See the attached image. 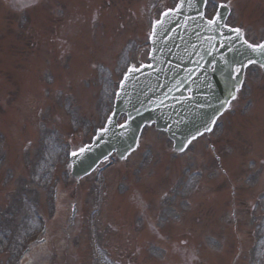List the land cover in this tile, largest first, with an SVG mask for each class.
<instances>
[{"label":"rangeland","instance_id":"374dc122","mask_svg":"<svg viewBox=\"0 0 264 264\" xmlns=\"http://www.w3.org/2000/svg\"><path fill=\"white\" fill-rule=\"evenodd\" d=\"M159 1L174 0H42L20 10L0 0V264H264L261 74L251 72L255 83L188 152L150 127L127 161L70 175V150L91 140L122 75L146 53ZM222 1H208L207 13ZM232 7L231 23L263 41L264 0ZM57 190L59 217L32 248L41 238L33 209L48 215ZM164 222L173 234L153 240Z\"/></svg>","mask_w":264,"mask_h":264},{"label":"water","instance_id":"95a60500","mask_svg":"<svg viewBox=\"0 0 264 264\" xmlns=\"http://www.w3.org/2000/svg\"><path fill=\"white\" fill-rule=\"evenodd\" d=\"M203 4L204 0H199V3H196L194 7L187 11L186 15L188 17L185 20L187 25L184 31H182L184 26L181 23L182 20L177 17L174 19L168 17L155 32L153 36V55L155 56L157 53L156 65L133 71L127 76L118 94L116 114L111 120L110 126L95 139L94 144L84 154L80 155L81 159L78 162L83 164L79 169L80 171L92 167L96 161L115 148L120 152V155H124L126 151L134 146L135 138L146 122L156 120L158 128L165 127L170 134H173L172 130L176 131L174 137L180 145L195 136L196 132L198 133L201 129H204L203 125H208L206 119L207 117L211 118L214 112L206 115L199 112L197 115L198 107L192 104L186 107L184 99L181 98L182 94L176 95L171 85L165 80L164 75L162 80L160 78L163 74L160 66L162 60L173 62L177 61L178 57L190 59L191 55L189 52H185L184 49L173 53L171 56H168V54L173 51L176 44L200 41L197 38L201 35L202 27L199 24L197 10L199 9L202 12ZM242 53L249 55L252 50L245 47ZM165 57L166 59H164ZM229 73L227 71L226 74L229 75ZM217 76V73L213 74V77ZM213 79L216 83L215 78ZM180 80L182 84L187 83L184 75L180 76ZM217 83L220 85V79H217ZM210 86L208 85L206 88ZM197 92L196 90V94ZM177 97L178 101L176 102ZM208 99L205 92H200L197 96L199 103H208ZM122 111L129 113V122L121 128H116V117ZM130 138L132 142H129ZM84 160L90 161V164H87V162L84 164ZM80 174L82 173H78L77 176Z\"/></svg>","mask_w":264,"mask_h":264},{"label":"snow or ice","instance_id":"6c2138e0","mask_svg":"<svg viewBox=\"0 0 264 264\" xmlns=\"http://www.w3.org/2000/svg\"><path fill=\"white\" fill-rule=\"evenodd\" d=\"M181 6H182V5H178L177 8L179 9ZM165 15H167V13H165ZM209 23H210V24H214L215 21H214V20H210ZM236 31L239 32L240 30L237 29ZM250 47H252V46L250 45ZM257 47H259V48H261V49H264V45H260V46H257ZM135 70H136V69H130V72H131V71H135ZM126 78H127V77H126ZM122 126H123V125H122Z\"/></svg>","mask_w":264,"mask_h":264}]
</instances>
